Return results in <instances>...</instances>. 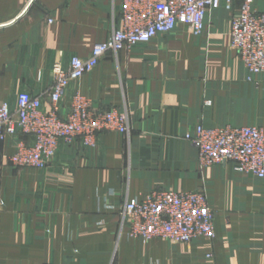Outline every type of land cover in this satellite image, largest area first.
<instances>
[{
  "label": "crops",
  "instance_id": "1",
  "mask_svg": "<svg viewBox=\"0 0 264 264\" xmlns=\"http://www.w3.org/2000/svg\"><path fill=\"white\" fill-rule=\"evenodd\" d=\"M122 0H0V97L42 95L52 66L87 57L121 23ZM243 4L221 0L197 35L179 24L131 51L108 53L70 83L62 112L80 93L96 109L128 113V134L105 131L94 147L62 144L46 169L5 164L22 135L0 140V264H264V179L232 163L201 167L185 137L207 127L264 130V74L247 80L229 44ZM264 10V0H255ZM50 19L52 21H50ZM9 161V160H8ZM203 190L216 237L142 242L122 226L126 200L153 189Z\"/></svg>",
  "mask_w": 264,
  "mask_h": 264
},
{
  "label": "built area",
  "instance_id": "2",
  "mask_svg": "<svg viewBox=\"0 0 264 264\" xmlns=\"http://www.w3.org/2000/svg\"><path fill=\"white\" fill-rule=\"evenodd\" d=\"M220 1L122 0L121 23L107 41L94 44L87 57L73 56L68 68L54 62L48 108H44L42 95L28 91L17 94L14 106L0 97V140L5 142L21 134L32 138L31 142L17 141L14 152L7 156L11 165L46 169L62 144L79 141L85 147H94L105 131L128 134L131 124L125 110L96 109L80 93L63 113L62 98L70 83L92 71L106 54L131 51L140 43L173 32L179 24L201 34L208 12ZM225 2L231 5L234 0ZM229 44L248 71V81L264 74V10L255 7V0H243L233 14ZM185 137L197 148L201 167L232 163L238 172L264 179V130L260 126L207 127L200 123ZM120 215L128 234L144 243L153 239L191 243L216 237L215 213L203 190L153 189L140 198L126 200Z\"/></svg>",
  "mask_w": 264,
  "mask_h": 264
},
{
  "label": "rangeland",
  "instance_id": "3",
  "mask_svg": "<svg viewBox=\"0 0 264 264\" xmlns=\"http://www.w3.org/2000/svg\"><path fill=\"white\" fill-rule=\"evenodd\" d=\"M5 164H6V165H7V164H10V163H9V161H8L7 159H6V162H5ZM212 208H213V207H212ZM168 241H169V240H168ZM169 242H171V243H173V244H179V245L181 244V243H178V242H173V241H169Z\"/></svg>",
  "mask_w": 264,
  "mask_h": 264
}]
</instances>
